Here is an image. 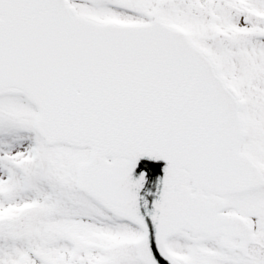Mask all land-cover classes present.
<instances>
[{
  "label": "snow or ice",
  "instance_id": "obj_1",
  "mask_svg": "<svg viewBox=\"0 0 264 264\" xmlns=\"http://www.w3.org/2000/svg\"><path fill=\"white\" fill-rule=\"evenodd\" d=\"M0 264H264V0H0Z\"/></svg>",
  "mask_w": 264,
  "mask_h": 264
}]
</instances>
